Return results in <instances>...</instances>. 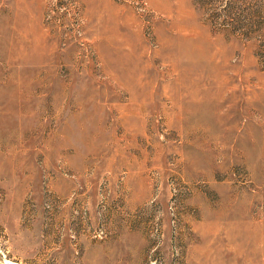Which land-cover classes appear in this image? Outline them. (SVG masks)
Returning <instances> with one entry per match:
<instances>
[{"label": "rangeland", "instance_id": "rangeland-1", "mask_svg": "<svg viewBox=\"0 0 264 264\" xmlns=\"http://www.w3.org/2000/svg\"><path fill=\"white\" fill-rule=\"evenodd\" d=\"M0 264H264V0H0Z\"/></svg>", "mask_w": 264, "mask_h": 264}]
</instances>
